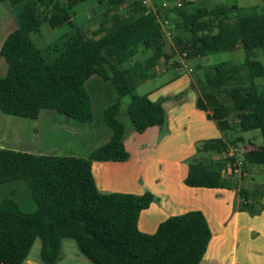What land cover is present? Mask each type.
<instances>
[{"label": "trees", "instance_id": "1", "mask_svg": "<svg viewBox=\"0 0 264 264\" xmlns=\"http://www.w3.org/2000/svg\"><path fill=\"white\" fill-rule=\"evenodd\" d=\"M88 0H0L8 2L16 17V29L3 41L0 58L7 66L0 75V112L36 120L42 111H53L66 119L92 121L86 82L96 76L109 83L117 100L103 110L102 121L110 135L87 158L33 155L0 149V185L24 182L36 209L24 212L12 198L0 201V264H23L36 239L40 262L57 264L61 242L72 240L78 252L92 264H200L211 239V231L200 211L170 217L151 235L137 228L139 215L153 202L150 193L141 196L100 193L91 174L92 162H124L125 127L118 119L121 99L129 97L126 114L134 131L143 133L165 124L162 102L148 95L133 94L144 73L185 53V60L231 52L239 44L245 53L239 64L223 62L204 72L195 101L223 135L234 114L241 132L258 130L262 144L246 154L244 166H264V96L253 81L264 77V67L252 52L264 53V9L223 4L194 8L190 0H174L181 6H158L154 10L129 4L115 11L86 37L72 23L73 9ZM117 8L124 0H96ZM119 10V9H118ZM234 19L229 20V15ZM167 22L171 51L162 23ZM46 23L51 28L68 25L49 50L38 49L30 38ZM165 28V27H164ZM139 52L150 55L131 68L122 64ZM228 96L231 106L219 102ZM223 139L207 140L197 152L221 153ZM184 184L189 188L237 190V182L224 177L206 161L188 169ZM240 209L251 210L247 192L240 188Z\"/></svg>", "mask_w": 264, "mask_h": 264}, {"label": "crops", "instance_id": "2", "mask_svg": "<svg viewBox=\"0 0 264 264\" xmlns=\"http://www.w3.org/2000/svg\"><path fill=\"white\" fill-rule=\"evenodd\" d=\"M262 1L264 2V0ZM150 4L153 9H155V5L162 7L169 6L168 2L161 0H159V4L155 1L153 4L150 0ZM4 5V2L0 3V48L6 37L17 27L16 19L11 20L9 5H7V8ZM256 7L259 8L260 6ZM260 9H264V6H261ZM166 39V50L170 52L171 42L169 38ZM1 61L5 64L2 58H0ZM179 96L180 94L173 95L171 101H168V98L165 99L166 101H161L165 112V124L162 127H151L141 134L130 132L124 138V147L129 154L127 161L92 162V178L96 189L103 194L123 193L141 196L144 193H150L154 197L150 206L142 211L138 218L137 228L143 234H153L158 225L170 217L179 216L190 211H200L211 231V239L200 264H215V262L216 264H224L221 258L224 246L228 244L231 253V249L237 246L239 235L237 234L239 229L238 224L234 222V231L230 238L227 228L223 225L225 221L224 217L225 215L227 216L228 205L229 202L231 204L232 199L234 201L236 200L237 203H241L238 195L240 185L235 181L237 182V190H226L189 188L184 184L189 167L202 161H206L212 168L218 170L224 177L226 176L224 174V163L219 161V158L214 153L196 151V147L205 140L218 138L217 136L214 139H208L207 137L203 140L201 137L196 136L197 129H194L191 125L187 127L182 108L178 103ZM151 101L157 102L155 100ZM195 101L196 97L192 103L195 104ZM204 114L206 117V113ZM58 115L53 111H42L36 120H30L32 122L27 123L14 122L15 119L9 118V116L5 117L0 112V149H8L33 155L87 158L91 151L67 153L64 145L58 142V133L61 135L65 134L66 139L70 140L74 136L78 138V134L82 136L89 135V129L83 126L73 125L72 128L68 125V122L65 124L63 121H60ZM164 126L166 133L164 136H160ZM13 128L21 132L17 134L13 132ZM215 129L217 130L216 126ZM132 130L134 131V129ZM102 133L103 140L97 147L106 143L109 139L110 132L105 125L103 126ZM14 143L18 145V148L12 147ZM246 172L244 174V180L240 183H245L248 177V169ZM232 179L234 180L235 178ZM254 192L251 191V193ZM260 194L261 200L259 201L258 211L261 212L255 218L260 220L258 230L263 235V238L259 241V247L264 251V189ZM248 204L252 207L256 205L254 199L252 197L249 198V196ZM249 211L255 212L256 209L253 208ZM240 213L238 212L234 215L236 220L242 216ZM230 224L228 222V226ZM63 241L61 242V246ZM247 241L248 236L246 235L245 244ZM245 244L243 243L242 246ZM247 251L248 249H243L241 255L244 256L248 253ZM72 254V258H66L62 254L61 247V257L57 264H92L85 257L83 258L81 254L82 258L73 252ZM23 264L42 263L40 262L39 254L36 258L31 257L29 252ZM229 264H234L233 259H230Z\"/></svg>", "mask_w": 264, "mask_h": 264}, {"label": "rangeland", "instance_id": "3", "mask_svg": "<svg viewBox=\"0 0 264 264\" xmlns=\"http://www.w3.org/2000/svg\"><path fill=\"white\" fill-rule=\"evenodd\" d=\"M154 1L159 4V0H151L153 4ZM161 1L168 2L170 6H172L174 2V0ZM190 1L193 3L194 8L213 7L219 4H223L226 7L236 5L240 8L245 9L256 6H264V2L262 0H196L197 2L195 0ZM4 4V7L7 8L8 2H5ZM129 4L132 3L129 0H124L123 4L115 9L110 7V4L108 5V3L106 2L98 4L96 0H88L74 7L72 23L86 37H90L91 32L98 27L99 23L106 22L116 10L124 11L129 7ZM151 9L154 10L152 6ZM10 15L12 21L16 19L12 8H10ZM229 17V20L231 21L234 19V16L232 14L229 15ZM70 31L72 30L68 25L51 28L48 26V24L43 23L37 32H33L30 34V38L38 49L49 50L50 47L55 45L63 35L69 33ZM170 46L172 47V45ZM139 51L140 48H138L137 53L133 58L122 64L123 69H128L138 63H142L150 55L149 52ZM244 58L245 53L241 46L238 45L231 52L208 55L204 58H193L190 60H185L183 65L177 62L169 64L168 61L160 60L156 67L144 73L143 82L136 87L133 94L138 96L148 95L149 99L155 101H166V98H168V101H171L173 95L180 94V96L178 97V103L182 108L187 127L191 125L194 129H197L196 136L201 137L203 140L207 137L208 139H214L216 136L218 139H223L226 150L224 152H221L220 154L213 152L215 156L219 158V161L224 162V153L229 150L234 151L235 156L243 161L246 154L249 153L250 150L259 148L261 146L262 140L259 131L254 130L249 132H241L237 128L238 122L235 119L234 114H232L227 119L230 129L222 135L215 129L213 121H208L205 117V114L195 109V104L192 102L193 99L195 100V97H198L200 86L204 82V72H206L209 67L223 62L239 64L244 60ZM252 58L261 63V65L264 67V53L262 50H254L252 52ZM173 59L176 60L177 55L173 56ZM0 75L2 77L6 75V65L3 64L2 61L0 62ZM253 83L256 86L257 93L264 96V77L254 79ZM85 90L91 101V123L81 124L77 121L66 119L63 116L58 115V119L60 121H63L65 124H67L68 122V125L71 127L72 125L83 126L84 128H88L90 131L89 135L82 136L78 134V138L74 136V138L70 140L66 139L65 134L61 135L60 133H58V142L64 145V147L67 149V153H77L79 151L89 152L97 148V145H99L103 140L102 132L104 125L101 114L102 110L103 108L105 109V107H108L110 104L117 100V95L112 86L107 82L101 81L96 76H92L91 79L86 82ZM129 99L130 98L128 96L121 99L119 112V120L125 127V137H127L130 132L136 134V132L132 130V124L126 114V106L129 102ZM219 102L226 106H231L230 99L224 93H221L219 95ZM4 116L8 117L6 115ZM9 118L15 119L14 122H32L23 118L11 116H9ZM13 132L18 134L21 131L13 128ZM165 133L166 130L164 126L160 136H164ZM12 147L18 148V145L14 143L12 144ZM247 169L248 177L245 180V183H240L244 180V176L234 177V180L238 182L240 188L244 189L248 193L249 198L252 197L254 199L256 205L252 207V209L255 208L256 211L250 212L249 210L240 209V203H237L236 200L234 201L232 199L231 204L229 202L227 216L225 215L224 217L225 221L223 225H225V227L227 228V232L231 238L234 231V222H236L239 228L237 234L239 235L237 246L236 248L234 247V242V248L231 249V253L228 244L224 246L221 255L224 264H229L230 259H233L234 264H264V251L259 247V241L263 238V235L258 230V227L260 226V220L258 218H255L261 212L258 210L260 205L259 201L261 200L260 193H262L264 189V166H244V174L247 173ZM251 191L255 192L251 193ZM6 198H12L19 206V208L24 212H32L36 209L33 197L24 182H14L7 185H0V201ZM238 212H241L240 214L242 216H240L239 219L236 220L234 215ZM228 222L231 223L229 226ZM246 235L248 236V241L245 244ZM243 243L245 244L244 246H242ZM61 247L62 254L66 258H72V252L81 257L72 240H64ZM39 249L40 241L36 239L30 250V256L37 258ZM243 249H248V253H246L244 256L241 255Z\"/></svg>", "mask_w": 264, "mask_h": 264}, {"label": "built area", "instance_id": "4", "mask_svg": "<svg viewBox=\"0 0 264 264\" xmlns=\"http://www.w3.org/2000/svg\"><path fill=\"white\" fill-rule=\"evenodd\" d=\"M132 4H139L141 8H150L151 9V4H150V0H129ZM174 5L176 7H180L181 3L175 2ZM167 22H163L162 23V28H163V34L165 36V38H169V31L168 29H166L167 26ZM165 27V28H164ZM174 62H177L179 64H184L185 62V53H183L182 55H177V59H173V57L169 58L168 63L169 64H173ZM225 156H223L224 159V165H225V176L226 178H234V177H242L244 176V164L243 161L238 159L235 156L234 151H226L224 153Z\"/></svg>", "mask_w": 264, "mask_h": 264}]
</instances>
